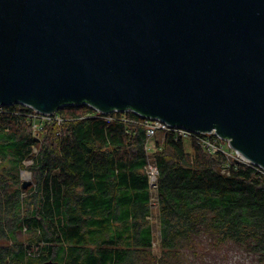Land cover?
Wrapping results in <instances>:
<instances>
[{
  "label": "trees",
  "instance_id": "trees-1",
  "mask_svg": "<svg viewBox=\"0 0 264 264\" xmlns=\"http://www.w3.org/2000/svg\"><path fill=\"white\" fill-rule=\"evenodd\" d=\"M32 112L0 107V264H219L233 249L264 263L263 168L227 166L223 152L172 131L147 151L132 111L64 106L40 134ZM24 169L33 185L23 186Z\"/></svg>",
  "mask_w": 264,
  "mask_h": 264
},
{
  "label": "water",
  "instance_id": "water-1",
  "mask_svg": "<svg viewBox=\"0 0 264 264\" xmlns=\"http://www.w3.org/2000/svg\"><path fill=\"white\" fill-rule=\"evenodd\" d=\"M15 103L215 130L264 169V0H0V105Z\"/></svg>",
  "mask_w": 264,
  "mask_h": 264
},
{
  "label": "built area",
  "instance_id": "built-area-1",
  "mask_svg": "<svg viewBox=\"0 0 264 264\" xmlns=\"http://www.w3.org/2000/svg\"><path fill=\"white\" fill-rule=\"evenodd\" d=\"M0 107H2V105H0ZM96 111L97 113H103L99 110ZM31 115L32 117L34 116L33 119L36 121V126L39 124V120L42 121V124H44L46 121L52 120H58L59 122L62 121V117L57 113V111L54 113H43L33 108V112L31 113ZM143 119L147 131V151L150 150L151 147H153L149 144L150 138L156 136L159 131H172L176 138L182 137L183 139H193L199 145H201L211 153H217L219 151L223 152L228 158L227 166L230 165L231 161L236 163L244 162L248 164H253L247 158H245L241 154V152L233 148L230 145L228 139L222 138L218 133H216L215 130L211 132H197L177 125H170L166 121H163L159 118L143 117ZM146 172L149 178L150 188L153 191L157 188L158 185V168L152 162L151 158L149 159L148 164L146 165Z\"/></svg>",
  "mask_w": 264,
  "mask_h": 264
},
{
  "label": "rangeland",
  "instance_id": "rangeland-1",
  "mask_svg": "<svg viewBox=\"0 0 264 264\" xmlns=\"http://www.w3.org/2000/svg\"><path fill=\"white\" fill-rule=\"evenodd\" d=\"M50 122H52V121H46L45 123H50ZM43 125L44 124H42V121L39 120V124L36 126V121H35V124H34L35 132L37 133V131H38L40 134V131L42 132L41 127ZM39 136L42 138V135H39ZM161 136H162V132L159 131L156 136H154L153 138H150L149 144L152 145L153 147H151L149 151L153 150L156 139H162ZM186 145H187L186 146L187 149H189V150L192 149L190 142L187 141ZM27 163H28V161H27ZM20 174H21V179L23 181L30 180L31 183L29 185H33V177H32V174L30 173L29 170L24 169L23 171H20ZM156 213H157V207L154 206V208H153L154 239H155L154 251L158 252L159 241H160V231H159L158 220L156 218ZM221 257L223 258V256H221ZM227 257L228 258H225V259L223 258V260L219 264H264L262 262L261 263L258 262L257 260H252V257L250 255L244 253L243 251L236 250V249L228 251Z\"/></svg>",
  "mask_w": 264,
  "mask_h": 264
}]
</instances>
